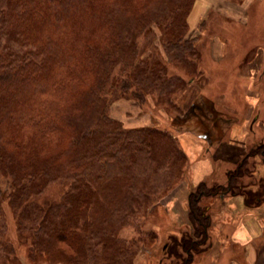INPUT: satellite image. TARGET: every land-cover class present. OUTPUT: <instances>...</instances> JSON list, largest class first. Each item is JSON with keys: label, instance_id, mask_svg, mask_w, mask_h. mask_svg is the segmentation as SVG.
Listing matches in <instances>:
<instances>
[{"label": "trees", "instance_id": "1", "mask_svg": "<svg viewBox=\"0 0 264 264\" xmlns=\"http://www.w3.org/2000/svg\"><path fill=\"white\" fill-rule=\"evenodd\" d=\"M193 3L0 0V238L5 209L16 233L14 245L4 239L0 264H19L15 250H24L28 264H135L141 246L156 238L143 221L184 180L189 155L156 120L125 127L112 117L111 94L150 104L158 120L174 122L175 110L188 111L200 130L209 124L207 133L219 131L223 113L198 96L201 49L187 38ZM155 28L162 50L150 58L139 37ZM193 92L199 100H191ZM247 158L227 170L226 184L204 180L189 190L193 236L172 238L168 257L185 264L206 243L205 199L239 193L246 205L261 202L264 181L255 191L240 183ZM54 183L67 189L40 201ZM128 227L135 237L121 236Z\"/></svg>", "mask_w": 264, "mask_h": 264}, {"label": "rangeland", "instance_id": "2", "mask_svg": "<svg viewBox=\"0 0 264 264\" xmlns=\"http://www.w3.org/2000/svg\"><path fill=\"white\" fill-rule=\"evenodd\" d=\"M224 1L225 0H194L193 6L189 12L190 15L188 14L187 17V21L190 19L191 23H189L187 38L197 43L201 49L199 67L202 71V76L199 79L200 85L198 88L200 93L205 96H210L218 107H231L236 110L233 113L225 109L220 110L229 120H216L217 128L220 129L221 132L218 133V136H226L227 129L230 128L234 120L237 121L238 118L239 120H243L244 116L249 115L247 112L249 103L244 102V98L246 97L245 93L258 94V97L254 100L249 99V102H253L254 105L249 122L252 123V120L257 119L256 122L252 124L253 134L250 136L249 140L246 141V155L248 157L246 159V165L250 170L240 178V183H242L247 190L255 191L259 181L262 183L264 181V154L261 153V148L264 147V64L260 66L258 64L262 62V54H264V0H250L251 5L239 4L240 6L238 7H240V11L241 6L244 7L241 12L237 10L240 12L239 14H234L224 9L229 6L238 9L236 4L240 3L239 1L242 0ZM221 8H223V11ZM201 24L202 26H200ZM160 37V31L156 28L150 33L139 37L141 49H145L146 52L144 53H148L150 58L160 55L162 50ZM257 44H259V47L256 49ZM213 46L219 49L217 50L219 53L213 49ZM220 50L224 52V54L222 53V57L219 58ZM242 63L244 65L247 64V68H255V78L252 81L250 79H242V82H237L236 79H233L241 73L244 66H242ZM230 67H232V69H230ZM195 93L193 92L190 94L192 101L199 100L196 98ZM188 94L189 93H185L182 96L186 98L185 102L190 101L188 99ZM111 99L112 102L109 108L110 115L120 120L125 127L151 126L157 121L158 126L169 127V131L181 139L183 149L187 150L184 145H189L191 147L188 150V153L190 152L189 154L198 151L201 153L206 143L204 141L205 135L207 140L213 136V134L207 133L209 124L205 127L206 129L203 128L201 131L196 127L198 126L196 119L189 120L193 114L191 112L188 113L187 110L185 113L175 110L177 116L175 117V121L171 122L162 114L164 118L161 120L156 119L154 115L158 113L155 109L151 108L150 104L139 105L129 94L120 95V91L117 89L111 94ZM207 103L210 102L207 100ZM173 123H175L176 126H174ZM225 138L227 137L223 139ZM196 145H199V147H196ZM191 178L190 173L187 172L183 178L184 180L179 182L171 191L161 198L159 205L154 207L145 217L142 228L146 231L154 232L157 236L153 241L149 243L146 242L141 246V250L135 258V264H159L160 261L162 262L161 264L179 263L176 258L173 257L174 260L166 255L165 247L169 246L172 238L181 241V239L185 237L187 238L190 235L191 237L193 236L194 226H192L187 212L188 192L190 189H193L195 185L191 183ZM208 178H204L202 181L206 180L208 185L226 184L223 178L219 181V174L214 177L215 180H209ZM188 181H190V183ZM66 189L67 184H51L39 199L40 201L58 199ZM204 202L207 204L206 209L210 210L209 215L214 216L216 214L215 218L219 220L220 217L218 215L221 213L218 211L220 209V203L223 204V201H218L215 197H212L205 199ZM182 204L185 207H182ZM3 214L6 222L4 224L5 232L3 233V239L0 238V252L2 250L3 252H7L8 249L3 247V242L6 238L10 246L14 245L16 240L15 222L9 210L5 209ZM211 225V230L210 228L208 229V241L210 245L201 244L197 252H192V255L195 257L192 264H217L216 262L212 263L210 260L215 257V255H213L214 253L218 254L220 252L223 256L220 255L219 258H228L235 254L233 260L241 264L245 254L253 253L251 245H246V253L244 254L240 249H236V245L232 246L231 242V244L221 243L223 238L226 236L228 237L231 233V226L229 224L225 226L222 234L218 232L219 227H213V222ZM226 232L227 234H224ZM121 236L130 239L135 237L136 233L133 229L128 227L121 231ZM216 249L218 252L215 251ZM23 251L21 250V252H18L15 250L12 256L13 258L17 256V260H20L19 264H28V260L26 261ZM233 251L235 253H233ZM3 254L6 255V253ZM181 254L183 257L186 256L184 251H182ZM190 261H193V258L190 259ZM9 263L16 264L14 261ZM31 264L62 263L44 261L38 263L31 262ZM218 264L224 263L218 261Z\"/></svg>", "mask_w": 264, "mask_h": 264}, {"label": "crops", "instance_id": "3", "mask_svg": "<svg viewBox=\"0 0 264 264\" xmlns=\"http://www.w3.org/2000/svg\"><path fill=\"white\" fill-rule=\"evenodd\" d=\"M224 2L227 1L225 0ZM239 2L240 3L236 4V7L240 6L242 3L244 5H251L250 0H242ZM243 9L244 7L241 6V11ZM221 10L223 11V8H221ZM224 10L231 11L234 14H239L241 12L240 7H238V9H235L233 8V6H229ZM237 10H239L240 12H238ZM189 23H190V19L188 20V24ZM258 47L259 44H257L256 49ZM213 49L216 52L217 50H219L214 46ZM222 53L224 54V52L220 50L219 58L222 57ZM258 64L260 66L261 62ZM243 65L244 64L242 63V66ZM244 66L242 68L241 73L235 76V78H233L236 79L237 82H242V79L244 80L250 79L252 81L255 78V74H254L255 68L254 67L247 68V64H245ZM230 69H232V67H230ZM257 95L258 94L256 93L255 94L248 92L245 93L246 97L244 98V102L249 103V109L247 111L249 115L244 116L243 120H239V118L237 119V121L234 120L232 125L231 126L229 125L230 128L227 129L228 131L226 136L224 135H222V137L218 136L220 129L219 131L212 133L213 136L209 138V140H207L205 135L204 141L206 143L203 146L204 147L203 151L201 153L200 151L192 154H189L190 152L188 153L189 172L192 177L190 180L191 183H194L196 185L204 178L207 179L208 177H210L208 178L209 180H215L214 177L217 174L220 175L219 181H221L222 178L225 181H227V174H226L227 170L231 169L235 164L239 162L240 158L242 159V157L246 155V150H247L246 141L249 140L250 136L253 134V128L252 129L250 128V125L252 123L249 122V118H250V114L254 109V105L253 102L252 103L249 102V99L254 100L256 97H258ZM198 96H202L203 99H208L209 101H211L213 103L214 108L219 110V112H221L220 110L222 109L229 110L232 113L236 111L234 108L231 107H226V108H221V106L218 107V105L212 100V98H210V96H205L201 93ZM223 119L227 121L229 120V118H226V116H224ZM223 136L227 138L223 139L224 138ZM197 146L199 147V145H196V147ZM185 147L187 148V152L191 148L189 145H185ZM215 199L218 201L219 200L223 201L222 202L223 204L220 203V209L218 212H220L221 214L218 215L220 217L219 220L215 218L216 214L214 216L211 215V223L213 222V227L214 228L219 227L218 232L222 234L227 224L231 226V233L229 234L228 237L227 236L224 237L221 243L225 244L231 242L232 244L231 243L230 244L232 246L236 245V249H240V251H243L244 254L246 253V245L248 246L251 245L253 253L245 254V257L243 258L241 264H264V197L261 200V202L260 199H258L259 201L257 202L258 204L252 206L246 205L244 201V196L239 193L237 194L225 193L224 195L221 194L220 196L215 197ZM182 207L185 206L183 205ZM211 223L209 227L210 230L212 226ZM224 234H227V232ZM208 239L209 237H207L206 239L207 241L204 245L207 244L210 245ZM215 251L218 252L217 249ZM233 253L235 252L233 251ZM213 255H215V257L212 260H210L212 263L216 262L218 264V261H220V263L223 262L224 264H239L233 260L235 254L228 258L224 257L225 259L221 257L223 260L219 258L220 255H222L221 252L218 254L214 253ZM191 257L193 258V261L188 260L185 262V264H192L194 262L195 257L193 255ZM161 263L162 262L160 261L159 264Z\"/></svg>", "mask_w": 264, "mask_h": 264}, {"label": "flooded vegetation", "instance_id": "4", "mask_svg": "<svg viewBox=\"0 0 264 264\" xmlns=\"http://www.w3.org/2000/svg\"><path fill=\"white\" fill-rule=\"evenodd\" d=\"M262 57H263V58H262L261 65L264 64V54H262ZM255 120H256V119L252 120V124L255 122ZM252 124L250 125V128H251V129L253 128ZM263 124H264V123H263ZM257 151H258V150H257ZM255 152H256V151H255ZM251 153H254V152H251ZM261 153L264 154V147L261 148Z\"/></svg>", "mask_w": 264, "mask_h": 264}]
</instances>
